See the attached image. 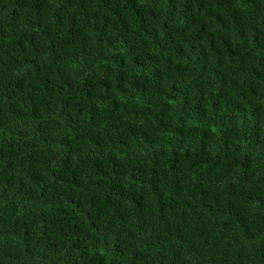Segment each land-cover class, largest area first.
Wrapping results in <instances>:
<instances>
[{
	"label": "trees",
	"instance_id": "16d2710c",
	"mask_svg": "<svg viewBox=\"0 0 264 264\" xmlns=\"http://www.w3.org/2000/svg\"><path fill=\"white\" fill-rule=\"evenodd\" d=\"M0 264H264V0H0Z\"/></svg>",
	"mask_w": 264,
	"mask_h": 264
}]
</instances>
